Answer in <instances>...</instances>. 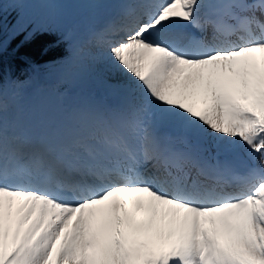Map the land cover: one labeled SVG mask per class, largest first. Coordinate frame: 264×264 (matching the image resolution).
Masks as SVG:
<instances>
[{
  "label": "snow or ice",
  "instance_id": "1",
  "mask_svg": "<svg viewBox=\"0 0 264 264\" xmlns=\"http://www.w3.org/2000/svg\"><path fill=\"white\" fill-rule=\"evenodd\" d=\"M257 12L264 0H118L73 52L125 74L119 104L24 136L0 101V264H264Z\"/></svg>",
  "mask_w": 264,
  "mask_h": 264
},
{
  "label": "trees",
  "instance_id": "2",
  "mask_svg": "<svg viewBox=\"0 0 264 264\" xmlns=\"http://www.w3.org/2000/svg\"><path fill=\"white\" fill-rule=\"evenodd\" d=\"M31 11V0H0V73L21 74L27 64L49 63L54 68L66 58L67 47L55 33L34 25Z\"/></svg>",
  "mask_w": 264,
  "mask_h": 264
},
{
  "label": "bare ground",
  "instance_id": "3",
  "mask_svg": "<svg viewBox=\"0 0 264 264\" xmlns=\"http://www.w3.org/2000/svg\"><path fill=\"white\" fill-rule=\"evenodd\" d=\"M49 3L53 7L58 6L57 0H50ZM61 10L63 11V7L61 8ZM256 16L262 20L264 18V16H261V14L259 12L256 13ZM256 31H258V29H256ZM259 34L260 33H258L257 35H259ZM96 55H98L97 52L93 53V52H89V51H84L83 54L76 55L73 58L72 72L78 78L87 79V80L91 81L90 83H93V82L99 83L98 89H101L102 92L116 94L117 93L115 90L116 86L119 87L120 84H123L124 80H126L127 77L125 76V74L119 72L118 70L106 68L102 61H100L98 59H93L92 57L96 56ZM121 79H123V80H121ZM64 117L66 120L67 114H65ZM49 118L50 117H48V119ZM22 119H23L22 117L16 118V120L19 124L21 123ZM44 122L49 124L45 118H44ZM63 122H64V119H62L60 117V115H57V119L54 121V123H53V121H51L52 125H60V124H63ZM34 124H36L37 126L42 125L39 123H34ZM23 125H24L25 133H27V131L29 132V129H31V127L29 125H27L26 123H23ZM135 195L136 194H131V193H127V192L120 194V196L124 200L129 202V217H126L125 218L126 220L133 216L132 205L134 204L135 201H134V199L129 200V197L134 198ZM139 214L140 213H135V215H137V216ZM133 223L135 224V221H133ZM58 244H59V241H57V246H58Z\"/></svg>",
  "mask_w": 264,
  "mask_h": 264
},
{
  "label": "rangeland",
  "instance_id": "4",
  "mask_svg": "<svg viewBox=\"0 0 264 264\" xmlns=\"http://www.w3.org/2000/svg\"><path fill=\"white\" fill-rule=\"evenodd\" d=\"M41 1L45 4L44 10L47 12L48 21L51 22L53 25H57V26H61V27H65L67 25H72L71 20L73 18L78 19V15L82 10L89 9V8H91V6H95L96 4H98V3H96L95 0H57L58 6L53 7L49 3L50 0H41ZM103 1H105V0H99L100 4ZM62 7H63V11L61 10ZM88 16L92 20L94 14L91 15V13H89ZM77 22H78V20H77ZM75 25H76V27H80L79 24L78 25L75 24ZM73 26H74V24H73ZM73 57L74 56H72L71 62H70L69 76H71V78L74 80L75 84L80 83V84L86 85V83H88L89 80L76 77L71 70L72 64H73V62H72ZM24 104L27 107V109L30 108V106H28L29 102H25Z\"/></svg>",
  "mask_w": 264,
  "mask_h": 264
}]
</instances>
